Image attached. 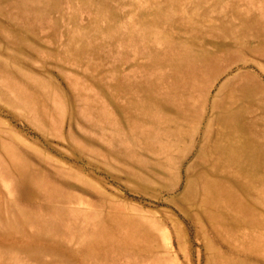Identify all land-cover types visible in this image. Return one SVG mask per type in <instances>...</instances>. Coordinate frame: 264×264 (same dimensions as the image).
Returning <instances> with one entry per match:
<instances>
[{
	"label": "rangeland",
	"instance_id": "374dc122",
	"mask_svg": "<svg viewBox=\"0 0 264 264\" xmlns=\"http://www.w3.org/2000/svg\"><path fill=\"white\" fill-rule=\"evenodd\" d=\"M0 264H264V0H0Z\"/></svg>",
	"mask_w": 264,
	"mask_h": 264
}]
</instances>
